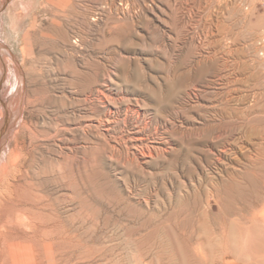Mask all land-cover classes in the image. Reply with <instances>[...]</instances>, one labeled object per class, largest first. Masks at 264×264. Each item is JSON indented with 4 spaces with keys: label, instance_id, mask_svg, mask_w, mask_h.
<instances>
[{
    "label": "rangeland",
    "instance_id": "obj_1",
    "mask_svg": "<svg viewBox=\"0 0 264 264\" xmlns=\"http://www.w3.org/2000/svg\"><path fill=\"white\" fill-rule=\"evenodd\" d=\"M20 26L0 25V94L15 66L24 105L0 155L73 170L71 264H264L258 0H38Z\"/></svg>",
    "mask_w": 264,
    "mask_h": 264
},
{
    "label": "bare ground",
    "instance_id": "obj_2",
    "mask_svg": "<svg viewBox=\"0 0 264 264\" xmlns=\"http://www.w3.org/2000/svg\"><path fill=\"white\" fill-rule=\"evenodd\" d=\"M37 4L38 0H13L7 6L6 10L0 13L1 30L6 35L7 41L10 37L6 34V31H11V38L14 39L18 27H21V21L25 18L29 10L36 7ZM4 50L7 49L4 47ZM7 51L2 50L1 54L3 57H5L4 54H6ZM1 57L2 56H0V64H4ZM10 67L9 64V68ZM9 70L14 74L12 78L15 81V86L14 84L13 86L16 87V94L8 99V103L3 100L0 94V104L3 105L2 108L0 106V132L3 131L5 134L14 131L15 124L20 122L18 118L21 117L22 107L24 106H21V102L18 100L22 95V87L19 85L20 70H18V68L16 69L15 66L14 69ZM8 77L10 80V74ZM28 124L30 125V123L21 121V130L18 128L20 130L19 134L25 130L26 132L29 131L27 133H30L28 135H31L33 139L36 137V134ZM15 130H17V128ZM56 132H54V135ZM138 132L140 133V131ZM57 133L59 134V132ZM16 135L17 134H15V136ZM21 136L24 137V134ZM55 136L57 137V135ZM7 138V135H4L3 142H5V140L7 141ZM32 139L30 138V142ZM138 139L140 138H137V140ZM3 142L2 139H0V149ZM35 143L37 142L35 141ZM31 145L32 144L29 146L31 147ZM38 145L39 144H37V146ZM39 146L41 147V143ZM34 147H36V145H34ZM28 148L23 145L15 148L8 146L4 157L0 155V264H71L73 260L87 257L83 252L84 245L78 241L79 237H77L78 235L75 227L76 218L73 212V202L78 200L76 196L79 194V190L77 191V186L79 187V184H76L77 180H75L76 178L74 177L73 170L63 169L64 167H61L59 161L58 164L60 167L47 169L45 165H40L41 162L38 161L39 159L35 154V149L37 147L35 149L31 147V150H28ZM32 149H34L35 152ZM42 151L40 152L42 153ZM141 151L142 150H140V152ZM85 185L88 187L87 184H84V187ZM62 186L67 187L69 190L68 199L65 202L60 198L56 190L58 187ZM85 202H88V199L87 201L85 200ZM261 215L264 218V213Z\"/></svg>",
    "mask_w": 264,
    "mask_h": 264
},
{
    "label": "built area",
    "instance_id": "obj_3",
    "mask_svg": "<svg viewBox=\"0 0 264 264\" xmlns=\"http://www.w3.org/2000/svg\"><path fill=\"white\" fill-rule=\"evenodd\" d=\"M260 6L264 7V0H258ZM245 8H248V5H245ZM262 42H264V38H262Z\"/></svg>",
    "mask_w": 264,
    "mask_h": 264
}]
</instances>
